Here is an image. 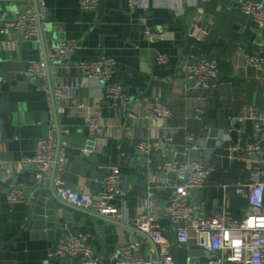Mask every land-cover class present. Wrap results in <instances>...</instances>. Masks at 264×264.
Masks as SVG:
<instances>
[{
    "label": "crops",
    "instance_id": "crops-1",
    "mask_svg": "<svg viewBox=\"0 0 264 264\" xmlns=\"http://www.w3.org/2000/svg\"><path fill=\"white\" fill-rule=\"evenodd\" d=\"M104 1L100 12L98 7L81 9L80 0H46V30L31 39L4 23L33 8L34 1H0V264H72L52 260L48 256L52 241L22 230L37 194L52 186L49 179L38 183L34 166L22 159L32 156L36 142L48 135L65 142L68 161L63 178L72 189L99 194L103 177L111 166L117 167L128 189H121L114 202L125 219L142 213L146 205L155 208L176 264H204L208 258L192 243L175 242L176 223L163 212L178 180L157 165L177 152L162 148L143 155L136 149L137 141L166 134L173 138L172 145H185L186 137L197 140L204 126L227 129V145L203 159L211 171L208 183L191 189L189 198L206 201L199 216L213 214L224 202L236 217L247 207L245 196L232 188L224 191L222 185L248 181L249 170L264 163V156L242 151L252 138L253 123L264 119V75L247 65L243 54H264V28L241 13L240 0L207 3L199 20L201 29L195 25L197 10L187 0H150L144 9H130L125 0ZM142 16L145 22L140 24ZM144 28L161 32L162 38L147 40ZM69 40L74 42L68 55L71 65L101 56L116 61L109 82L122 85L120 98L112 100L102 82L47 57L49 50ZM160 54H165V62L158 61ZM202 58H214L220 70L209 91L188 88L187 67ZM45 60L48 66L41 78L23 74L31 62ZM59 85L66 87L65 99L54 96ZM155 101L171 109L168 121L144 118ZM196 108L204 110L202 120L194 118ZM88 113L98 119L97 134L87 132ZM63 128L69 130L67 136ZM15 186L23 187L25 198L9 204L5 192ZM57 205L56 228L74 230L62 235L61 242L71 235L85 236L103 264H113L110 258L122 242H139L138 252L145 260L158 254L156 245L125 221L100 219L66 203ZM73 264H81L80 257H73Z\"/></svg>",
    "mask_w": 264,
    "mask_h": 264
},
{
    "label": "built area",
    "instance_id": "built-area-1",
    "mask_svg": "<svg viewBox=\"0 0 264 264\" xmlns=\"http://www.w3.org/2000/svg\"><path fill=\"white\" fill-rule=\"evenodd\" d=\"M130 9L146 8L150 0H125ZM182 2L184 0H176ZM197 10L195 15L196 27L199 26L200 16L204 6L212 0H187ZM81 9L95 10L99 0H80ZM239 9L242 14L249 17L255 25L264 28V2L258 0H240ZM47 6L46 0H35L34 7L21 12L15 19L4 23L5 27L18 30L24 39L36 37L46 30ZM140 24L145 22L144 16L139 17ZM147 40L155 41L162 38L159 31L144 28L142 31ZM74 42L69 40L62 45L52 48L47 52V57L52 61L68 68L74 66L86 77L95 79L105 84V91L109 98L117 100L122 96L123 87L118 83H110L115 73L116 61L112 57L101 56L96 59L81 60L74 65L68 62V55ZM243 58L247 65L264 75V54L244 53ZM159 62H165V54L158 55ZM48 66V62H31L23 74L29 78H41ZM220 76L218 63L214 58H202L187 67L186 77L188 88L202 91L211 90ZM56 98L65 99L67 90L65 86H56L53 90ZM78 108H85L77 104ZM61 113L65 108L59 109ZM204 110L196 108L194 118L202 120ZM172 116L171 109L161 101L153 102L145 111V119H163L168 121ZM85 127L91 135L100 131L97 117L88 113L84 116ZM67 136L69 130L62 129ZM193 135L186 137L185 143L194 144ZM173 138L162 135L157 139H140L136 149L143 155H150L154 150L162 149L165 144H171ZM194 148V147H192ZM242 151L245 155L264 156V119L253 123L252 138ZM86 156L88 151H84ZM68 158L65 153V142H59L53 135L39 139L30 157L22 159V163L34 166V178L39 182L51 180L54 192L59 200L76 208L99 214L113 221H125L136 230L145 234L157 247L156 257L145 260L138 252L139 242H122L119 246L121 257L117 264H176L174 257L169 252V242L161 231L160 215L152 206H145V210L135 217L125 219L122 209L114 202L121 196L119 188V172L116 166H111L110 171L101 181L102 189L99 194L72 189L66 185L63 178L64 166ZM157 169L165 174H173L178 183L172 185V193L163 209L164 214L173 222L183 225L175 230V242L179 245L192 243L208 254L204 264H264V163L249 170L248 181L236 185H222L224 191L232 188L237 195L245 196L247 207L243 209L240 217L234 216L226 202L209 216H199L198 212L206 207V201L200 199L191 202L189 192L193 188H202L208 183L211 171L202 159H185L178 161L170 158L160 162ZM151 197V193H148ZM24 189L15 186L5 192V199L9 204L23 201ZM80 256L81 264H103L95 255L92 245L82 235H71L57 246L56 251L49 252L48 256L67 258ZM112 256L110 259H113Z\"/></svg>",
    "mask_w": 264,
    "mask_h": 264
},
{
    "label": "water",
    "instance_id": "water-1",
    "mask_svg": "<svg viewBox=\"0 0 264 264\" xmlns=\"http://www.w3.org/2000/svg\"><path fill=\"white\" fill-rule=\"evenodd\" d=\"M0 1L4 2V1H18V0H0ZM32 1L35 2V0ZM104 4H105L104 0H99L98 9L100 12L103 11ZM229 139L230 136L228 134L227 129L214 128L213 126L207 125L204 126V128L201 130L194 144L192 145L165 144L163 148L165 150H169V149L175 150L177 153L172 154L170 158H175L178 161L184 160L185 155L190 157L191 159L203 160V159H208L213 153L214 149L226 146ZM119 179H120L119 188L125 190L128 189V184L122 182L124 181V177L120 176ZM59 203L65 204L64 202L58 199L52 186L48 189L47 193L37 194V196L35 197V199L31 204V208L27 220L22 226V230L27 229L31 237L47 239L52 241L53 244L49 252H53V253L56 251L57 246L60 244L62 240V235H68L74 233V230H72V228L69 230L63 228H56L55 209L57 208L58 206L57 204ZM83 211L93 216H96L100 219H107L113 221L99 214L91 213L86 210ZM182 225L183 224L181 222L176 223L177 227H181ZM77 256L80 257L79 255ZM120 257H121L120 251L117 250V252L114 254V258L109 263L115 264ZM50 258L53 260L56 258V256H51ZM61 261L65 263L67 262L73 264V257L62 258Z\"/></svg>",
    "mask_w": 264,
    "mask_h": 264
}]
</instances>
